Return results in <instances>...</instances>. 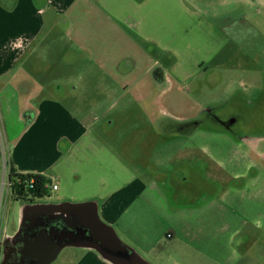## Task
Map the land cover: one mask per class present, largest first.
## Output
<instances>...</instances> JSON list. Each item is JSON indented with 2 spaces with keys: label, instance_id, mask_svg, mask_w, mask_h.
Masks as SVG:
<instances>
[{
  "label": "crops",
  "instance_id": "crops-1",
  "mask_svg": "<svg viewBox=\"0 0 264 264\" xmlns=\"http://www.w3.org/2000/svg\"><path fill=\"white\" fill-rule=\"evenodd\" d=\"M172 2L179 14L167 10ZM184 12L181 0H0V125L10 169L56 186L48 204L93 203L99 220L148 264V257L170 261L171 251L188 249L231 264L235 239L264 228V133L204 124L172 154L176 168L151 155L145 165L68 112L52 94L58 84L44 82L57 58L85 76L136 77L117 80L122 89L172 88L169 75L189 78ZM199 182L206 188L197 189ZM8 235L0 221V237ZM66 248L80 253L73 264H110L89 244Z\"/></svg>",
  "mask_w": 264,
  "mask_h": 264
},
{
  "label": "rangeland",
  "instance_id": "rangeland-1",
  "mask_svg": "<svg viewBox=\"0 0 264 264\" xmlns=\"http://www.w3.org/2000/svg\"><path fill=\"white\" fill-rule=\"evenodd\" d=\"M181 1L185 11L181 15L186 17L183 25H187L182 41L187 54L183 60L189 78L179 81L169 75L172 88L166 89L164 84L156 92H140L132 86L122 89L117 80L131 84L136 77L85 76L78 68L71 72L66 62L57 58L54 69L45 67L48 74L45 73L44 82L53 80L58 84V91L52 94L64 100L68 112L94 127L103 140L121 146L127 158H137L132 154L139 153L145 165H149L151 155L153 162L176 168L177 159L172 154L188 143L191 132L209 124L223 129L216 118L236 117L244 123L243 128L231 131L233 134L264 133V0ZM167 10L172 15L179 14L173 2ZM172 37H176L175 32ZM156 55L159 56L158 51ZM195 61L200 62L199 66H193ZM128 71L129 66L121 70ZM76 72L80 76L73 75ZM148 78L142 82L145 87ZM108 85L115 89L105 91ZM154 98L159 107L152 105ZM5 180L0 166V221L11 234L21 220L22 202L12 198ZM203 184L199 182L196 188L205 189ZM35 201L54 202L55 193L48 189L47 196ZM231 248L235 257L231 264H264V228L247 230ZM171 252L170 261L147 259L152 264H221L190 249L181 254ZM79 255L64 248L52 264H73Z\"/></svg>",
  "mask_w": 264,
  "mask_h": 264
},
{
  "label": "flooded vegetation",
  "instance_id": "flooded-vegetation-1",
  "mask_svg": "<svg viewBox=\"0 0 264 264\" xmlns=\"http://www.w3.org/2000/svg\"><path fill=\"white\" fill-rule=\"evenodd\" d=\"M215 121L228 131H236L244 125L236 117L216 118ZM36 204L41 203L35 200L22 202L24 214L17 228L6 238H0V264H52L64 248L75 243L103 246L102 250L112 256H129L110 252L107 244L98 243L77 213L63 209L51 213V207L26 208Z\"/></svg>",
  "mask_w": 264,
  "mask_h": 264
},
{
  "label": "water",
  "instance_id": "water-1",
  "mask_svg": "<svg viewBox=\"0 0 264 264\" xmlns=\"http://www.w3.org/2000/svg\"><path fill=\"white\" fill-rule=\"evenodd\" d=\"M42 207H51V213L58 212L59 209L71 210L77 213L84 221L87 226L91 229L96 237L98 243L107 244L110 252H119L127 256H112L105 253L102 248L98 245H90L91 249L94 250L103 260L109 262L110 264H148L142 258H140L136 253H134L129 247L124 245L116 236L114 230L102 223L96 213V208L93 203H83V204H36L28 205V209H36ZM60 213H63L60 212ZM24 214V209H21V217ZM56 255V254H55ZM52 260V259H51ZM50 260V261H51Z\"/></svg>",
  "mask_w": 264,
  "mask_h": 264
},
{
  "label": "trees",
  "instance_id": "trees-1",
  "mask_svg": "<svg viewBox=\"0 0 264 264\" xmlns=\"http://www.w3.org/2000/svg\"><path fill=\"white\" fill-rule=\"evenodd\" d=\"M7 183L8 190L16 201L26 202L47 196L49 182L39 175L16 174L10 169Z\"/></svg>",
  "mask_w": 264,
  "mask_h": 264
},
{
  "label": "built area",
  "instance_id": "built-area-1",
  "mask_svg": "<svg viewBox=\"0 0 264 264\" xmlns=\"http://www.w3.org/2000/svg\"><path fill=\"white\" fill-rule=\"evenodd\" d=\"M0 165L2 169L3 180L6 179L5 182L7 185L8 184L7 179L10 171V161H9L8 149L6 147L1 125H0ZM55 189L56 186H52V190Z\"/></svg>",
  "mask_w": 264,
  "mask_h": 264
}]
</instances>
